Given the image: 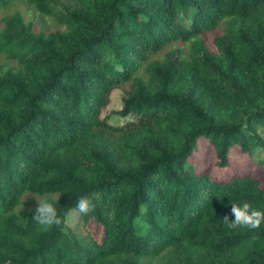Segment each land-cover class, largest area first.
<instances>
[{"label":"trees","instance_id":"trees-1","mask_svg":"<svg viewBox=\"0 0 264 264\" xmlns=\"http://www.w3.org/2000/svg\"><path fill=\"white\" fill-rule=\"evenodd\" d=\"M22 1L65 30L0 17L14 61L0 70V264H264V223L223 220L231 203L264 211L259 178L188 163L202 137L220 167L236 145L264 152V0ZM129 82L116 113L130 120L111 124L101 112ZM25 193L51 195L61 224L18 211ZM81 197L103 227L86 248L66 228Z\"/></svg>","mask_w":264,"mask_h":264},{"label":"rangeland","instance_id":"rangeland-1","mask_svg":"<svg viewBox=\"0 0 264 264\" xmlns=\"http://www.w3.org/2000/svg\"><path fill=\"white\" fill-rule=\"evenodd\" d=\"M19 13L24 23H33V29L36 32H53L57 30H65V25L60 23L57 18L53 16H46L22 0H17L15 3L4 7L0 11V17L6 15H15ZM222 26L207 32L203 36V40L207 47L214 49V37L222 33ZM171 47L162 52L158 57L163 59L167 55V51ZM14 61L9 59L5 53L0 52V70H7L8 67L13 66ZM131 82L125 85H118L113 88L110 93L107 105L101 112L102 118H107L108 122L115 125H120L130 120V117H122L116 112L120 111L124 104V99L130 90ZM262 134L264 129L260 128ZM216 145L210 142L205 137L198 140L197 146L193 155L189 158L188 163L192 165L196 172H201L208 166H212V173L218 178L229 180L234 174H252L259 178L261 185H264V152L261 148H256L251 152H243L239 146H234L230 151V164L226 167L217 166ZM51 195H35L33 193H25L20 204L17 206L18 211L22 210H36L38 207V200H45ZM66 228L71 232V239L78 240V243L86 248L88 241L96 240L101 242L103 236V227L97 224L93 219L89 222H84L77 209L72 210L66 221Z\"/></svg>","mask_w":264,"mask_h":264},{"label":"clouds","instance_id":"clouds-1","mask_svg":"<svg viewBox=\"0 0 264 264\" xmlns=\"http://www.w3.org/2000/svg\"><path fill=\"white\" fill-rule=\"evenodd\" d=\"M94 198L99 200V194H94ZM231 204V213L234 216V219L230 220L228 216L223 218L229 228L257 229L262 223H264V211L253 208L248 202H243L242 204ZM77 208L80 214L87 215L95 208L93 198L81 197L77 202ZM33 219L45 231L53 226L60 225L62 222L54 204L50 203L48 199L43 201L38 200V207L33 215Z\"/></svg>","mask_w":264,"mask_h":264}]
</instances>
